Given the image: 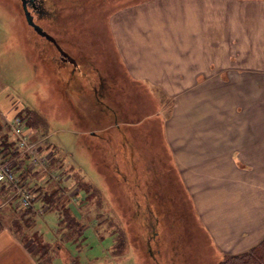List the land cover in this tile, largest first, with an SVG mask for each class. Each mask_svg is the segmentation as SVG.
Masks as SVG:
<instances>
[{
    "label": "rangeland",
    "instance_id": "374dc122",
    "mask_svg": "<svg viewBox=\"0 0 264 264\" xmlns=\"http://www.w3.org/2000/svg\"><path fill=\"white\" fill-rule=\"evenodd\" d=\"M122 2L46 0L43 13H33L34 21L76 60L73 66L27 24L20 0H0L2 134L12 137L11 122L20 119V111L31 110L42 118L38 123L22 120L44 159L24 178L35 190L36 206L44 192L60 186V194L66 197L56 201V207L66 204L68 213L83 226L81 235L70 234L64 223L60 229V213L42 203V211H34L33 224L17 230L14 223L21 212L13 205L17 201L11 202L0 190V230L19 232L18 239L36 255L38 264H55L52 260L61 254L57 247L64 243L71 246L61 247L65 264L78 263L69 249L82 257L105 252L118 260L116 264H162L161 259L174 264L166 255L170 244L175 256L179 252L181 264H217L225 256L245 251L217 249L197 221L189 193L162 144L160 110L167 102L173 111L175 102L130 80L114 49L108 20ZM113 122H120L129 136L121 137ZM130 135L149 145L133 146ZM144 145L152 151L158 148L154 153L160 167H153ZM77 180L98 189V194L85 200ZM166 180L178 198L161 203L167 194ZM66 217H70L67 212ZM33 235L46 244L39 248L41 253ZM149 244L159 259L151 258Z\"/></svg>",
    "mask_w": 264,
    "mask_h": 264
},
{
    "label": "crops",
    "instance_id": "0c3cea01",
    "mask_svg": "<svg viewBox=\"0 0 264 264\" xmlns=\"http://www.w3.org/2000/svg\"><path fill=\"white\" fill-rule=\"evenodd\" d=\"M108 25L127 77L175 102L173 111L167 102L160 110L162 144L209 241L230 253L260 242L264 239V0H123ZM112 124L121 137L129 134L122 132L120 122ZM131 137L135 147L149 145ZM145 147L153 167H160L154 153L158 148ZM166 183L161 203L178 198ZM147 200L154 216L149 196ZM18 235L7 227L0 230V264H38ZM64 244L57 247L61 254L53 263L65 264L61 247L71 246ZM150 244L151 258L159 259ZM171 246L166 253L170 263L181 264L179 252L176 259ZM69 252L77 264L118 262L105 252L84 257ZM159 263L165 264L163 259Z\"/></svg>",
    "mask_w": 264,
    "mask_h": 264
},
{
    "label": "trees",
    "instance_id": "16d2710c",
    "mask_svg": "<svg viewBox=\"0 0 264 264\" xmlns=\"http://www.w3.org/2000/svg\"><path fill=\"white\" fill-rule=\"evenodd\" d=\"M17 116L21 120L26 119V123L27 122L38 123V121L42 120V118H40L37 113H35V112L33 113L31 110L20 111L17 114ZM1 123H3V125L5 124L4 122H0V146H2L3 149L10 150L11 146H12V141L9 140V137H6L5 133L2 134L3 125ZM12 153L14 154V152H11V154ZM23 162H24V160H20L19 164L21 165V164H23ZM76 182H77L76 184L79 187V189L83 190L85 192V200H88V198H90V195L96 196L98 194V189H96V188L93 189V186H91L90 184L79 182V180H77ZM55 189H57V188H54V190ZM0 190L9 195L8 189L0 186ZM54 190L44 192L42 194V197L40 196L41 197L40 202L43 203L47 207L53 206L54 210L56 209V211H58V213H60L61 219H59V224H58L60 229H62L63 223H64L63 228H67V230L69 231L70 234L81 235L80 233H81L83 226H81V224H79V222L77 220H75V218L72 217L73 215L68 213L69 207L66 206V204L62 205L61 207H58V206L56 207V205H57V204H55L56 201H61V199L66 197V194L64 193L65 194L64 197H63V195L60 194L61 193L60 192V190H61L60 186L58 187L57 190H55V192H54ZM20 211L21 212L18 215L17 221L15 222L17 224L14 223V225H15L14 227L17 230L21 229L22 225L29 227L31 224H33L32 222H34L33 221L34 210L32 211L31 208H27V209H20ZM66 212L70 217L65 218ZM66 224H67V226H66ZM32 239L38 246L37 251L39 253H41L42 251L39 248H44L46 244L44 242L40 241V239L36 236H34ZM122 241H124V240H122ZM115 248H116V250H118V245H116ZM44 254H45V252H44ZM217 264H264V239H262L255 246L251 247L249 250H247L241 254L225 256L224 259L218 261Z\"/></svg>",
    "mask_w": 264,
    "mask_h": 264
},
{
    "label": "built area",
    "instance_id": "2783aa9c",
    "mask_svg": "<svg viewBox=\"0 0 264 264\" xmlns=\"http://www.w3.org/2000/svg\"><path fill=\"white\" fill-rule=\"evenodd\" d=\"M11 134L13 138L11 150L3 149L0 146V186L9 190L10 197L17 201L16 204L19 208L42 211V205H35L37 197L27 184L24 172L32 170L44 159H40L37 143L30 139V133L25 131L22 120H15L11 123ZM11 152L14 154L12 153V155ZM24 155L28 156L29 163L20 165V158Z\"/></svg>",
    "mask_w": 264,
    "mask_h": 264
},
{
    "label": "water",
    "instance_id": "95a60500",
    "mask_svg": "<svg viewBox=\"0 0 264 264\" xmlns=\"http://www.w3.org/2000/svg\"><path fill=\"white\" fill-rule=\"evenodd\" d=\"M21 1V6L23 9V13H24V17L25 20L27 22V24L29 26L32 27V29L41 37L45 38L46 40L52 42L55 47L57 48L59 54H60V58L63 61H68L70 63H72L74 66L76 65V61L75 59L70 56L65 50H63L56 42L55 38L53 36H51L47 31H45L39 24H37L34 21L33 18V14L31 13L30 9H29V4H28V0H20Z\"/></svg>",
    "mask_w": 264,
    "mask_h": 264
},
{
    "label": "flooded vegetation",
    "instance_id": "af4514ba",
    "mask_svg": "<svg viewBox=\"0 0 264 264\" xmlns=\"http://www.w3.org/2000/svg\"><path fill=\"white\" fill-rule=\"evenodd\" d=\"M45 2H46V0H28L29 8H30L32 14L33 13H36V14L43 13V11L45 10Z\"/></svg>",
    "mask_w": 264,
    "mask_h": 264
}]
</instances>
